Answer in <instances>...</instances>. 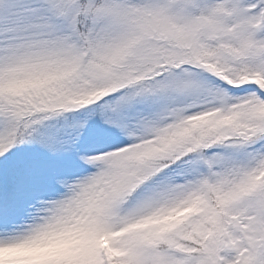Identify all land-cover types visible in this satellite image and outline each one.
<instances>
[{"label":"snow or ice","instance_id":"snow-or-ice-1","mask_svg":"<svg viewBox=\"0 0 264 264\" xmlns=\"http://www.w3.org/2000/svg\"><path fill=\"white\" fill-rule=\"evenodd\" d=\"M0 264H264V0H0Z\"/></svg>","mask_w":264,"mask_h":264}]
</instances>
